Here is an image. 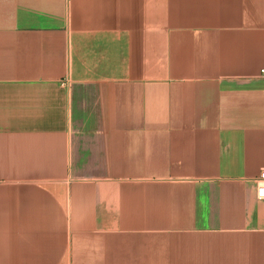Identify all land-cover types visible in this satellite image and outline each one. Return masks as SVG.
I'll use <instances>...</instances> for the list:
<instances>
[{
    "label": "crops",
    "instance_id": "1",
    "mask_svg": "<svg viewBox=\"0 0 264 264\" xmlns=\"http://www.w3.org/2000/svg\"><path fill=\"white\" fill-rule=\"evenodd\" d=\"M264 0H0V264H264Z\"/></svg>",
    "mask_w": 264,
    "mask_h": 264
},
{
    "label": "built area",
    "instance_id": "2",
    "mask_svg": "<svg viewBox=\"0 0 264 264\" xmlns=\"http://www.w3.org/2000/svg\"><path fill=\"white\" fill-rule=\"evenodd\" d=\"M258 197L264 200V170L260 174V183L258 185Z\"/></svg>",
    "mask_w": 264,
    "mask_h": 264
}]
</instances>
